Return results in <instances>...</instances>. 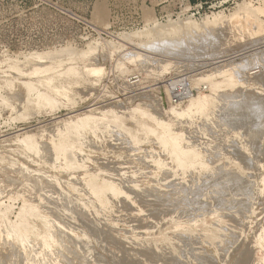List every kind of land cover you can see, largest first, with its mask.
I'll use <instances>...</instances> for the list:
<instances>
[{
	"label": "rangeland",
	"instance_id": "obj_1",
	"mask_svg": "<svg viewBox=\"0 0 264 264\" xmlns=\"http://www.w3.org/2000/svg\"><path fill=\"white\" fill-rule=\"evenodd\" d=\"M239 10L245 19L257 16L242 41L219 43L221 32L216 48L205 44L210 48L202 46L205 53L192 49L185 57H162L139 47L154 39L148 30L152 23L164 26L184 17L195 24L208 19L221 22ZM263 11L264 0H194L187 9L160 0H0V157L4 163L15 162L18 172L20 162L30 163L33 156L20 151L21 156L19 140L62 136L58 157L54 153L39 167L64 183L56 186L55 198L68 193L78 197L68 202L73 205H59L62 219L71 215V228L85 245L84 261L79 258L76 264H264V136L259 133L263 128L256 120L240 123V116L224 123L220 118L225 113L222 102L233 105L234 99L223 98L227 92L249 93L247 102L252 94L264 95V83L257 85L264 77V65L245 67L242 77L213 75L221 63L200 70L204 62L214 63L212 56L221 53L229 59L246 46H262ZM208 29L204 39L212 41L214 30ZM179 33L186 37L182 30ZM127 35L130 38H124ZM63 52L64 58L55 63ZM223 64L227 66L226 60L220 68ZM93 69L95 73L90 72ZM203 97L204 109L191 108L193 100ZM186 110L189 116L178 121ZM79 122L88 123L87 136L97 133L84 141L72 130ZM98 132H103V139H98ZM165 135L190 156L204 154L205 161L199 159L196 170L174 168V158L160 140ZM232 177L229 191L217 195L224 180ZM18 187L6 193L0 190V228L5 224L23 237L35 225L41 229L38 213L45 212L42 203H32ZM98 187L120 191L108 192L105 207L91 191ZM241 188L245 190L240 192ZM72 206L89 215H72ZM15 245V251L23 249L24 256L36 259L48 253L43 243ZM24 256L16 263L30 264Z\"/></svg>",
	"mask_w": 264,
	"mask_h": 264
},
{
	"label": "bare ground",
	"instance_id": "obj_2",
	"mask_svg": "<svg viewBox=\"0 0 264 264\" xmlns=\"http://www.w3.org/2000/svg\"><path fill=\"white\" fill-rule=\"evenodd\" d=\"M240 11V10H239ZM264 13V11H263ZM245 15L244 12H241L237 14V16L235 15L233 18L231 19H227V20H223L221 22H217V20L215 21H212L210 19L208 20H204V22H201V24H195L193 23V21L191 20V17L189 18H180L178 20H175V21H169L167 22L166 25L164 26H159L158 23H152L150 26H148V30L150 32H152L151 34H153L154 36V39L148 43H141L139 44V47L143 50H146L152 54H156V55H160L162 57H174V56H183L185 57L187 53V55L189 53H191V51H195L196 49L197 50H200L202 51V46L205 47V44L208 45H211L210 47H215L220 43L224 41L226 42H229V41H233L234 43L236 42H239V41H242L243 40V32H246L247 29L250 28V26L252 27L254 25V23L256 22L255 18H257V16H252L250 15V17H247L246 19L243 18ZM256 15V14H255ZM232 16V15H231ZM215 17V16H214ZM246 17V16H245ZM206 19V18H205ZM264 23V22H262ZM213 29L214 30V33L211 34V36L213 37L212 41H205V36L206 35H209V32L208 31L209 29ZM146 29V28H145ZM182 30V32L186 33V37L189 35H191L192 37L190 38H186L185 36H181L179 35L178 36V33ZM194 30H197L199 31V34H194ZM202 32H201V31ZM208 31V32H207ZM142 32V31H141ZM144 32V31H143ZM223 33L224 32V35L223 37H219L222 39H218L217 35L219 33ZM188 33V34H187ZM180 34V33H179ZM182 38H181V37ZM216 37L217 39L219 40V43H217L216 41ZM124 38H130L128 35L125 36ZM133 39V38H132ZM209 39V38H208ZM211 39V38H210ZM224 39V41H223ZM130 41V40H129ZM258 43V42H257ZM251 44V43H250ZM260 44V43H259ZM224 45V44H223ZM243 45V44H242ZM261 45V44H260ZM206 46V47H207ZM246 46V45H245ZM244 46V47H245ZM252 46V45H251ZM203 47V48H204ZM205 47V48H206ZM208 48V47H207ZM240 48V47H239ZM254 47H250V45L247 47H245L244 49H240L239 51L237 52H234L236 53L237 56L233 57V58H229V59H226L227 57L224 55V56H219L217 55L218 57L215 56H212L211 54L212 53H209L213 58L212 61L214 60V63H205L204 64H201L200 65V70L201 69H205L211 65H220L221 63V66H222V62L224 60H226V64L227 66L224 67V64H223V67L224 68H220L221 66L217 67L215 70V72L213 73V75H217V76H227V75H231V76H237V77H242V70L245 69V67H254L256 65H258V68L259 65H264V44L260 47H256L255 49H253ZM187 52H185V50H187ZM193 49V50H192ZM210 49V48H208ZM219 49V48H218ZM217 49V50H218ZM223 49V48H222ZM221 49V50H222ZM191 50V51H190ZM214 50V49H213ZM145 51V52H146ZM233 51V50H232ZM198 51H195V53H197ZM203 52V51H202ZM206 52V51H205ZM203 52V53H205ZM210 52V50H209ZM193 53V52H192ZM208 53V52H207ZM223 53V52H222ZM60 54V53H59ZM224 54V53H223ZM227 54V52H226ZM64 55H66L64 52L61 53L58 57H56V60L54 61L55 63H57L58 61H60V59H63L64 58ZM69 55V54H68ZM197 55H200V54H197ZM214 55V54H213ZM55 56V55H53ZM234 56V54H233ZM44 57V56H43ZM52 57V56H51ZM207 57V56H205ZM195 58V57H193ZM197 58V57H196ZM201 58V57H200ZM208 58V57H207ZM206 58V59H207ZM209 58V59H210ZM47 59V58H46ZM53 59V58H51ZM185 59V58H184ZM224 59V60H223ZM40 60V59H39ZM42 60V58H41ZM40 60V61H41ZM54 60V59H53ZM200 60V59H199ZM43 61V60H42ZM49 61V60H48ZM209 62V61H208ZM228 62V63H227ZM40 63V62H39ZM42 63V62H41ZM225 64V65H226ZM261 65V66H262ZM199 66V65H198ZM194 67V66H193ZM257 67V66H256ZM264 67V66H263ZM262 67V68H263ZM198 68V67H196ZM215 68V67H214ZM194 70V69H193ZM199 70V69H198ZM246 70V69H245ZM244 70V71H245ZM264 70V69H263ZM195 71V70H194ZM210 71V70H209ZM208 71V72H209ZM91 73H95V70H91L90 71ZM99 72V71H98ZM246 73V72H245ZM100 74V73H99ZM263 74V73H262ZM261 74V75H262ZM208 76H205V79L208 80L210 79V74H206ZM245 77V76H244ZM258 78V77H257ZM260 78V81H258L257 85H262V83H264V80L263 78L259 77ZM247 79V78H246ZM257 81V80H256ZM255 83V82H254ZM256 84V83H255ZM172 85H175L172 84ZM256 86V85H255ZM250 88V87H249ZM242 91V90H240ZM246 91V90H245ZM248 91V90H247ZM253 91V90H252ZM249 92V91H248ZM235 93V92H234ZM249 93H242L241 94H236L234 96V94H231V92H227V94L225 96H223L224 99H229L231 97V99H234L233 100V105L232 107L229 106L230 103L227 102L226 100H224L222 102V111L225 112L224 114L221 115V119H222V123L224 122H228L230 117L233 119V117H243L242 120L240 121V123L242 124H246L249 120H253V121H257L258 123V126L261 125V127L263 128L261 131H259V133L262 134L261 137L264 136V95H261V94H257L256 96H254L255 94H252V99L248 100L247 102V99L246 98L248 96ZM213 95V94H212ZM23 96V95H22ZM211 96V95H210ZM18 98V96H16ZM229 97V98H228ZM222 98V99H223ZM244 98L246 99V101H244ZM24 101V99H23ZM19 102V101H18ZM231 102V101H230ZM247 102V103H245ZM22 103V102H21ZM206 104V100L205 98L203 97L202 99H197V100H193L191 102V108H194L196 110H198L199 108L201 109V107H203L204 105ZM229 104V105H228ZM229 106V108H228ZM221 107V106H220ZM219 107V108H220ZM231 107V109H230ZM114 108V107H113ZM204 109V108H202ZM201 109V110H202ZM221 111V110H220ZM194 112V111H193ZM197 113V112H196ZM190 114V110H186V112H184L183 114H180L178 116L179 120L180 121L182 118H186L188 117ZM198 114V113H197ZM193 115V114H192ZM191 115V116H192ZM196 115V114H195ZM193 115V116H195ZM190 116V117H191ZM233 116V117H232ZM193 118V117H192ZM89 119V118H88ZM194 119V118H193ZM231 119V120H232ZM183 120V119H182ZM181 120V121H182ZM189 119H187L188 121ZM239 120V119H238ZM79 121V120H78ZM88 121V120H86ZM84 121V122H86ZM180 121V122H181ZM184 121V120H183ZM190 122V120H189ZM193 122V121H192ZM74 123V122H73ZM83 123V122H81ZM191 123V122H190ZM239 123V122H238ZM72 124V122L70 123ZM189 124V123H188ZM60 125V124H58ZM74 125V124H73ZM86 125H88V123H86ZM86 125L84 124H80L79 123H76L74 126H72V130L75 132L78 133V135L80 136L81 139H83L84 141L91 135V133H97V132H94V131H91L87 136L86 134V131H90L87 129ZM62 126V125H61ZM96 126V125H95ZM92 127L93 128H95ZM134 126V125H133ZM52 127V125H51ZM57 127V125H56ZM97 127V126H96ZM65 128V127H63ZM67 128V127H66ZM98 128V127H97ZM96 128V129H97ZM57 129V128H56ZM62 129V128H61ZM69 129V128H68ZM67 129V130H68ZM103 129V128H102ZM113 129V128H112ZM47 130V129H46ZM94 130V129H93ZM41 131V130H40ZM58 131V130H57ZM72 131V132H73ZM96 131V130H95ZM112 131V130H111ZM117 131V130H116ZM169 131V130H168ZM171 131V130H170ZM50 132V131H49ZM54 132V131H53ZM69 132V131H68ZM66 132V133H68ZM41 133V132H40ZM43 133V132H42ZM57 133V132H56ZM60 132L58 131V134ZM65 133V131H64ZM88 133V132H87ZM120 133V132H119ZM122 133V132H121ZM171 133V132H170ZM39 134V133H38ZM47 134V133H46ZM51 134V133H50ZM74 134V133H73ZM108 134V133H107ZM106 134V135H107ZM40 135V134H39ZM49 135V134H48ZM63 135V133L61 134ZM68 135V134H67ZM117 135V134H115ZM114 135V136H115ZM162 135V134H161ZM37 136V135H36ZM69 136V135H68ZM72 136V135H71ZM77 136V135H76ZM105 136V135H104ZM103 132H98V139H103ZM109 136V135H108ZM113 136V137H114ZM166 136V135H165ZM170 136V135H169ZM168 136V137H169ZM34 137V136H33ZM40 137V136H38ZM58 138L55 139L54 136H50V138H43L41 139L38 138L35 139L36 137H34L33 139L35 140V142H33L32 140V136L31 138L29 137V139H26V140H23L22 141H18V147L20 148L18 152H25L26 154H32L33 156L29 158V162L31 163H26L24 164V162H20V170L17 172L14 171V168H15V162L10 164L11 162H7L6 163V159H5V163L1 160L2 158L0 157V184H2V188H0V190H3L1 191L2 193L6 191V189H10L11 188H15V186H19L20 188L23 187L24 188V194L26 195L27 198L31 199L32 200V203L35 202L37 203V205L39 204L41 206V203L43 206L42 207V210L45 212L44 214L42 213H38L39 214V223H41V229L39 227V225H35L36 228H33V231L27 232V228H26V232L27 234H24L23 237H20L18 236V231L15 233L13 230H11L7 225L3 224L0 228V252L3 250H5L7 252V254H3L0 253V264H15L16 262H18V259L22 256H24V253H21V252H24V250L22 249L21 252H17L18 248L16 247L15 244L21 242L23 245L25 244L26 241L30 242H34L35 244H40V243H43L45 247L48 248V253L46 254H42L40 257H42L41 259L34 257V256H31L30 255H27V253H25V256L26 257H29L26 259L27 263H37V264H51V263H54V264H76V263H79L77 262L79 260V258H82L80 259L79 261L83 260V258L85 257V255L83 253V249H84V246H82L81 242H80V234L79 233H76V232H73L72 228H71V224L68 220V218L71 217H68L67 219L64 218L62 219L63 215L60 214L59 212V205H67L69 204L68 202H73L74 201V198H75V201H76V198L78 197H74L73 195L69 194H64L62 196H59L57 198H55V190H59V188L56 186L58 185L59 187H62L64 185V183H62V181H60V178L57 176H49L46 174V172H44V170L42 168H40L39 166L42 165V164H46L47 162H49L48 160H50V158H52L53 154H54V157L55 155H57V150H58V145L60 144V141H61V138L62 136H57ZM66 137V135L64 136ZM63 137V138H64ZM112 137V136H111ZM159 137V136H158ZM167 137V136H166ZM163 136V138L160 137V140L161 142L165 145V150H167V153L172 156L174 158V164L175 167L174 168H178V167H182V168H190L193 170L195 168L196 170V163L198 164V161L199 159L202 158V156L204 154H201V153H197L195 155H191L190 156V152L188 151H184L186 148L181 149L180 146H177V144L175 145L174 142L172 143L170 138H166ZM179 137V136H178ZM181 137V135H180ZM78 138V137H77ZM79 138V139H80ZM92 138V137H91ZM174 138V137H173ZM176 138V137H175ZM264 138V137H263ZM97 139V141H98ZM172 139V138H171ZM16 140V139H15ZM82 140V141H83ZM88 140V139H87ZM93 140V139H92ZM96 140V139H95ZM94 140V141H95ZM147 140V139H146ZM181 141V139H179ZM179 140H176L175 141L178 143ZM264 140V139H263ZM32 141V142H30ZM68 141V140H67ZM70 141V139H69ZM81 141V140H80ZM90 141V140H89ZM173 141V140H172ZM17 142V141H16ZM79 142V141H78ZM92 142V141H91ZM104 142V141H103ZM138 142V141H137ZM70 143V142H68ZM86 143V142H84ZM131 143V142H130ZM87 144V143H86ZM94 144V143H93ZM92 144V145H93ZM97 144V143H96ZM71 145V143H70ZM91 145V143H90ZM93 146H98V145H93ZM136 145V144H135ZM182 145V144H181ZM264 145V144H263ZM60 147V146H59ZM65 147V146H64ZM69 147V146H68ZM67 147V148H68ZM137 147V146H136ZM13 148V147H12ZM66 148V149H67ZM90 148V147H89ZM183 148V147H182ZM5 149V148H4ZM92 149V148H91ZM193 149V148H192ZM258 149V148H257ZM18 150V149H17ZM60 150V149H59ZM155 150V148H154ZM188 150V148H187ZM197 151V149L194 148V151ZM262 150V149H261ZM62 151V150H61ZM64 151V150H63ZM66 151V150H65ZM136 151V150H135ZM191 151V150H190ZM195 151V152H196ZM3 152V151H2ZM11 152V151H10ZM20 152V154H21ZM193 152V151H192ZM205 152V151H204ZM209 152V151H208ZM6 153V152H5ZM64 155V154H63ZM62 155L61 158H64ZM21 156H23V154H21ZM212 156V155H211ZM15 157V156H14ZM58 157V155H57ZM162 157V155H161ZM164 157V156H163ZM204 157V156H203ZM209 158V156H207ZM256 157V156H255ZM258 157V156H257ZM34 158V159H32ZM79 158V157H78ZM147 158V156L145 157ZM12 159V158H11ZM17 159V158H16ZM55 159V158H54ZM65 159V158H64ZM62 159V161L64 160ZM172 159V158H171ZM203 159V158H202ZM37 160V161H36ZM169 160V159H168ZM204 160V159H203ZM258 160V159H257ZM10 161V160H9ZM13 161V160H12ZM53 161V160H52ZM79 161V160H78ZM155 161V160H154ZM205 161V160H204ZM264 161V160H263ZM9 163V164H8ZM61 163V162H60ZM86 163V162H85ZM162 163V161H161ZM170 163V162H169ZM172 163V161H171ZM170 163V164H171ZM204 163V162H203ZM202 163V164H203ZM57 164V163H56ZM156 164L159 165L160 164V161L159 160H156ZM89 165V164H88ZM92 165V164H91ZM205 165V164H204ZM203 165V166H204ZM172 166V165H170ZM219 167V166H218ZM198 168V167H197ZM200 168V166H199ZM16 169V168H15ZM181 170V169H180ZM222 171V170H221ZM65 172V171H64ZM66 173V172H65ZM219 173V172H218ZM67 174V173H66ZM76 174V173H75ZM204 174V173H203ZM56 175V174H55ZM152 175V174H151ZM211 175V174H210ZM215 175V174H214ZM213 175V176H214ZM66 176V175H65ZM71 176V175H70ZM182 176V175H181ZM212 176V175H211ZM227 176V175H225ZM229 176V175H228ZM68 178V176H66ZM234 177V176H233ZM233 177L232 178H229L227 180H224L221 188L218 190V193L217 195H219L220 193H223L225 191H229V188L230 186L233 184L234 180H233ZM65 178V177H64ZM227 178V177H226ZM212 179V178H211ZM235 179V178H234ZM65 180V179H64ZM71 180V178H70ZM146 180V179H145ZM216 180V179H215ZM218 181V180H217ZM238 181V180H236ZM235 181V182H236ZM241 181V180H240ZM244 181V180H243ZM75 182V181H74ZM73 182V183H74ZM115 182V181H114ZM144 182V181H142ZM155 182V180H154ZM153 182V183H154ZM204 182V181H203ZM207 182V181H205ZM212 182V181H211ZM219 182V181H218ZM242 182V181H241ZM246 182V181H245ZM67 183V182H66ZM136 183V182H135ZM149 183V182H148ZM201 183V182H200ZM138 184V183H137ZM141 184V183H140ZM184 184V183H183ZM191 184V183H190ZM199 184V183H198ZM205 184V183H204ZM213 184V182H212ZM243 184V183H241ZM239 184V185H241ZM78 185V184H77ZM106 185V184H105ZM211 185V184H210ZM235 185V184H234ZM238 185V184H237ZM1 186V185H0ZM108 186V185H107ZM106 186V187H107ZM121 186V185H120ZM141 186V185H140ZM18 187V188H19ZM101 187V185H100ZM178 187V186H177ZM203 187V186H202ZM201 187V188H202ZM206 187V186H205ZM232 187V186H231ZM66 188V186H65ZM64 188V189H65ZM69 188V187H68ZM122 188V187H121ZM208 188V187H207ZM228 188V189H227ZM17 189V188H16ZM88 189V188H87ZM203 189V188H202ZM233 189V188H232ZM238 189V188H237ZM8 190V191H10ZM129 190V189H128ZM153 190V189H152ZM197 190V189H196ZM199 190V189H198ZM209 190V189H208ZM234 190V189H233ZM230 189V191H233ZM242 191H244L245 189L244 188H241L240 189ZM20 191V190H19ZM18 190H16V193L19 192ZM92 193L95 194L99 201L101 202L102 205H104L105 207L108 206L107 202L108 200H106V198L108 197L107 194L108 192H113L115 195L120 191L114 189V188H106V189H99L98 187V190H94V189H91ZM131 191V190H130ZM137 191V190H136ZM201 191V190H200ZM198 191V192H200ZM205 191V190H203ZM213 191V190H212ZM217 191V190H216ZM142 192V191H141ZM159 192V191H158ZM188 192V191H187ZM195 192V191H194ZM239 192V190H238ZM6 193V192H5ZM11 193V191L9 192ZM12 193H15V192H12ZM63 193V192H62ZM71 193V192H70ZM89 193V192H88ZM132 193V192H131ZM137 193V192H136ZM196 193V192H195ZM194 193V194H195ZM205 193V192H204ZM216 193V192H215ZM214 193V194H215ZM228 193V192H227ZM236 193V192H235ZM245 193V192H244ZM86 194V193H85ZM133 194V193H132ZM184 194V193H183ZM187 194V193H186ZM197 194V193H196ZM60 195V194H59ZM80 195V194H79ZM88 195V194H87ZM192 195V194H191ZM216 195V196H217ZM243 195V194H242ZM198 196V195H197ZM220 196V195H219ZM244 196V195H243ZM202 197V196H201ZM135 198V197H134ZM137 198V197H136ZM141 198V196H140ZM158 198V197H157ZM196 198V197H195ZM219 198L218 196L216 197V199ZM92 199V198H91ZM112 199V198H111ZM140 200V199H139ZM147 200V199H146ZM164 200V199H163ZM167 200V199H166ZM200 200V199H199ZM212 200V199H211ZM142 201H145V200H142ZM160 201V200H159ZM116 202V201H115ZM120 202V201H119ZM126 202V201H125ZM154 202V201H153ZM191 202V201H190ZM200 202V201H199ZM199 202L197 201V203L199 204ZM34 203V204H35ZM152 203V201H151ZM174 203V202H173ZM178 203V202H177ZM188 203V202H187ZM45 204V205H44ZM72 204V203H70ZM70 204L68 206H70ZM78 204V203H77ZM87 204V203H86ZM124 204V203H123ZM130 204V203H128ZM159 204V203H158ZM32 206V204H30ZM73 205V204H72ZM164 205V204H163ZM170 205V204H169ZM182 205V204H181ZM193 205V204H192ZM39 206V207H40ZM76 206V205H75ZM80 206V205H79ZM120 206V205H119ZM147 206V205H146ZM177 206V205H176ZM37 207V206H35ZM37 207V208H39ZM40 207V209H41ZM62 207V206H61ZM78 207V206H77ZM77 207H70V208H73L71 210H73V212L71 213L72 215L74 214H80V210L81 208H77ZM129 207V206H128ZM152 207V206H151ZM150 207V208H151ZM165 207V206H164ZM163 207V208H164ZM182 207V206H181ZM203 207V206H202ZM66 207H64L63 209L65 210ZM99 208V207H97ZM123 208V207H122ZM146 208V207H145ZM149 208V209H150ZM173 208V207H172ZM186 208V207H185ZM192 208V207H191ZM62 209V208H60ZM68 209V208H66ZM85 209V208H84ZM183 209V208H182ZM35 210V209H34ZM37 210V209H36ZM39 210V209H38ZM63 210V211H64ZM69 210V209H68ZM100 210V209H99ZM154 210V209H153ZM196 210V209H195ZM63 211H61L62 213H64ZM67 211V210H65ZM70 211V210H69ZM156 211V210H155ZM193 211V210H192ZM102 212V211H101ZM135 212V211H134ZM153 212V211H152ZM33 213H36V212H33ZM84 213V211L82 212V214ZM91 213H93V211H91ZM150 213V212H149ZM166 213V212H165ZM84 214L86 215H89L87 214V212H85ZM151 214V213H150ZM37 215V214H36ZM85 215V216H86ZM94 215V214H93ZM64 216V217H65ZM37 217V216H36ZM83 218V216H81ZM80 217V218H81ZM89 216H87L88 218ZM105 217V216H104ZM166 217V216H165ZM186 217V216H185ZM34 218V217H32ZM31 218V219H32ZM86 218V217H85ZM167 218V217H166ZM91 219V218H90ZM35 220V219H34ZM33 221V220H32ZM31 221V222H32ZM84 221V220H83ZM106 221V220H105ZM35 222V221H34ZM88 221H86L87 223ZM2 223V222H1ZM36 223V222H35ZM93 223V222H92ZM34 224V223H33ZM37 224V223H36ZM95 225V224H94ZM93 225V226H94ZM74 226V225H73ZM92 226V225H91ZM90 226V227H91ZM30 227V226H29ZM32 227V226H31ZM87 227V226H86ZM103 227V226H102ZM93 228V227H92ZM79 229V228H78ZM18 230V229H17ZM32 230V229H31ZM77 230V229H76ZM82 230V229H80ZM112 230V229H111ZM88 231V230H87ZM107 231V230H105ZM25 232V230H24ZM109 232V231H108ZM84 233V232H83ZM105 233V232H104ZM85 235V234H84ZM227 235V234H226ZM22 236V235H21ZM107 238V237H106ZM101 239V237H100ZM103 239V238H102ZM111 239V238H110ZM196 239V238H195ZM86 240V239H85ZM117 240V239H115ZM198 240V239H196ZM84 241V240H83ZM104 241V240H103ZM109 241V240H108ZM189 241V240H188ZM89 242V241H88ZM102 242V241H101ZM107 243V242H106ZM114 243V242H113ZM117 243V242H116ZM139 243V242H138ZM142 243V242H141ZM140 243V245H141ZM194 243H197V242H194ZM85 244V243H84ZM88 244V243H87ZM123 244V243H122ZM143 244V243H142ZM220 245V244H219ZM18 246V245H17ZM21 246V245H20ZM30 246V245H28ZM39 246V245H38ZM192 246V245H191ZM17 248V250L15 251V249ZM33 248V247H31ZM30 248V249H31ZM86 248V247H85ZM102 248V247H101ZM150 248V247H149ZM188 248V247H186ZM34 249V248H33ZM92 249V248H91ZM108 249V248H107ZM36 251V250H35ZM39 251V250H38ZM87 251V249H86ZM89 251V250H88ZM91 251V250H90ZM135 251V250H134ZM4 252V253H6ZM31 252H32V249H31ZM93 252V251H91ZM97 252V251H96ZM109 252V251H108ZM111 252V250H110ZM137 252V251H136ZM140 252V251H139ZM148 252V251H147ZM155 252V251H154ZM190 252V251H189ZM162 253V252H161ZM197 253V252H196ZM30 254V253H29ZM38 254V253H37ZM80 254V256H79ZM98 254V253H97ZM105 254V253H104ZM133 254V253H132ZM136 254V253H135ZM140 254V253H139ZM154 254V253H153ZM156 254V253H155ZM172 254V252H170V255ZM186 254V253H185ZM189 254V253H188ZM88 255V254H87ZM95 255V254H94ZM131 255V254H130ZM159 255H161L159 253ZM167 255V254H166ZM190 255V254H189ZM201 255V253H200ZM199 255V257H200ZM24 256V258H25ZM90 256V255H89ZM108 256V255H107ZM154 256V255H153ZM202 256V255H201ZM97 257V256H96ZM95 257V258H96ZM146 257V256H145ZM157 257V256H156ZM160 257V256H159ZM23 258V259H24ZM88 258V257H87ZM94 258V257H93ZM136 258V257H135ZM110 259V258H109ZM155 259V258H154ZM202 259V258H201ZM104 260V259H103ZM102 260V261H103ZM156 260V259H155ZM159 260V259H158ZM162 260V259H161ZM174 260V259H173ZM204 260V259H203ZM84 261V260H83ZM105 261V260H104ZM154 261V260H153ZM176 261V260H175ZM191 261V260H190ZM97 262V261H96ZM172 262V261H171ZM203 262V261H201ZM167 263V262H166ZM180 263V262H179ZM186 263V262H185ZM17 264V263H16ZM25 264V263H24ZM80 264H83V263H80ZM98 264V263H97ZM158 264V262H157ZM169 264V263H168ZM178 264V263H177ZM184 264V263H183ZM202 264V263H201Z\"/></svg>",
	"mask_w": 264,
	"mask_h": 264
},
{
	"label": "built area",
	"instance_id": "obj_3",
	"mask_svg": "<svg viewBox=\"0 0 264 264\" xmlns=\"http://www.w3.org/2000/svg\"><path fill=\"white\" fill-rule=\"evenodd\" d=\"M162 2L171 3L173 6L179 9H187L192 7V3L194 0H160Z\"/></svg>",
	"mask_w": 264,
	"mask_h": 264
}]
</instances>
